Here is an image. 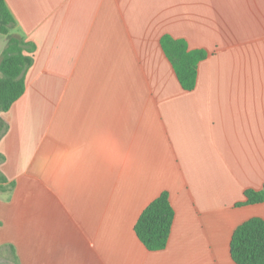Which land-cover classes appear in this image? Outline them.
<instances>
[{
	"label": "crops",
	"instance_id": "0c3cea01",
	"mask_svg": "<svg viewBox=\"0 0 264 264\" xmlns=\"http://www.w3.org/2000/svg\"><path fill=\"white\" fill-rule=\"evenodd\" d=\"M32 47L0 112V264H235L264 185V0H4ZM207 57L180 87L160 38ZM167 192L165 249L134 233Z\"/></svg>",
	"mask_w": 264,
	"mask_h": 264
},
{
	"label": "trees",
	"instance_id": "16d2710c",
	"mask_svg": "<svg viewBox=\"0 0 264 264\" xmlns=\"http://www.w3.org/2000/svg\"><path fill=\"white\" fill-rule=\"evenodd\" d=\"M13 25L11 13L4 0H0V35L6 37L0 55V112L3 113L24 94L26 71L33 62L29 55L32 47L10 34ZM160 46L182 90L193 91L198 65L206 59L207 52L190 50L184 39H175L168 34L160 38ZM244 197L245 201L240 206L264 203V185L260 190L244 191ZM174 214L167 192L160 193L144 208L133 230L146 250L155 252L165 249ZM230 256L235 264H264V220L250 218L234 230L230 240ZM14 261L17 264V259L14 258Z\"/></svg>",
	"mask_w": 264,
	"mask_h": 264
},
{
	"label": "rangeland",
	"instance_id": "374dc122",
	"mask_svg": "<svg viewBox=\"0 0 264 264\" xmlns=\"http://www.w3.org/2000/svg\"><path fill=\"white\" fill-rule=\"evenodd\" d=\"M5 44H6V37L0 35V55L5 47Z\"/></svg>",
	"mask_w": 264,
	"mask_h": 264
}]
</instances>
